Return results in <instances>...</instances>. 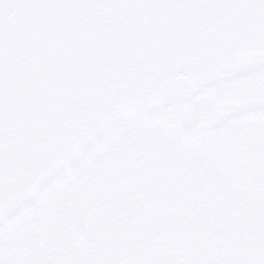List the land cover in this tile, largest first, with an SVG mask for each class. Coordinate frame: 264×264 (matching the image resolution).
Segmentation results:
<instances>
[{
    "label": "water",
    "instance_id": "95a60500",
    "mask_svg": "<svg viewBox=\"0 0 264 264\" xmlns=\"http://www.w3.org/2000/svg\"><path fill=\"white\" fill-rule=\"evenodd\" d=\"M259 69L264 0H0V223L121 121Z\"/></svg>",
    "mask_w": 264,
    "mask_h": 264
},
{
    "label": "rangeland",
    "instance_id": "374dc122",
    "mask_svg": "<svg viewBox=\"0 0 264 264\" xmlns=\"http://www.w3.org/2000/svg\"><path fill=\"white\" fill-rule=\"evenodd\" d=\"M200 100L204 103H198ZM207 119L212 124L201 126ZM119 126L123 128L119 140L125 138L114 166L111 161L116 143L112 138L118 128L86 147L76 163L55 175L31 202L5 219L10 227L20 217L16 232L19 249L30 220L35 235L48 225L63 193L53 190L64 177L73 178L64 191L65 208L68 213L77 212L80 173L94 165L97 155H104L105 177L98 187L106 189L105 213L106 220H114L109 241L114 249L105 251L100 264H130L139 250L153 251L171 235L197 237V233L202 234V241L207 234L209 239L214 237L220 248L212 251L228 252V264H258L262 251L255 255L256 243L239 229L244 223L252 224L254 213L264 211V164H255L257 146L264 147V69L219 82L198 91L187 103H174L124 120ZM142 139L147 141L145 155L139 145ZM210 182L196 207L200 203L204 208L203 201L208 198L215 210L204 216L195 210L187 217L170 216L186 209L199 186ZM86 216H79L77 224Z\"/></svg>",
    "mask_w": 264,
    "mask_h": 264
},
{
    "label": "flooded vegetation",
    "instance_id": "af4514ba",
    "mask_svg": "<svg viewBox=\"0 0 264 264\" xmlns=\"http://www.w3.org/2000/svg\"><path fill=\"white\" fill-rule=\"evenodd\" d=\"M198 103L202 104L204 103V101L200 100L198 101ZM173 104L174 103L168 104L166 106H163L162 108L170 107ZM233 109L236 110L237 108L233 107ZM169 121H173V119L169 118ZM121 122L105 132L106 134L110 130L114 131L115 128H118L117 134L112 138V143H116L115 151L112 155V166L115 165L117 157L124 143L123 139L125 137L119 140V137L123 133V128L119 126ZM201 123L200 124L202 126L203 124H212V121L207 119L202 121ZM201 126L199 125L198 131ZM146 143L147 141L143 142V139L139 141L142 155H145L146 151L144 149V146ZM152 152L153 151H149L148 154ZM104 158H106L104 155H97L96 159H94L95 161L93 160L94 165L88 166L86 169H83L81 171V184L79 189L77 190L78 201L76 205V213H68L67 208H65L64 191L66 190V186L69 181L73 179L72 176H70L69 178L64 177L61 182L58 183V185L55 187V190L53 191L57 192L61 189L63 193L60 194V197L58 198V202L52 211V215L48 225H46L45 229H42L35 235L33 221L30 220L24 234V243L21 249H19L18 236H16V232L19 229L18 222L20 217H18L16 222L12 223L10 227L7 226L6 223H4L5 220L0 223V264L20 263L26 235L31 224V243L26 264L102 263L106 256L105 251H109L110 248L114 249V246L112 247L109 242L114 234L113 229H111L114 220H110L109 218L106 220V189L104 188V186L98 187L99 183L105 177L106 168L103 164ZM67 170L68 169L60 173H63ZM60 173L56 175H60ZM54 177L55 175L50 180V182L53 181ZM197 191L198 189L196 190L194 196L190 199V202L196 196ZM204 200V208H201L200 203L197 205V207L195 205L193 208L196 213L197 211L199 212L198 216H204L208 213V211L215 210L211 207L212 199L209 200L208 198H206ZM101 206L102 212L89 228V231L84 240L77 246L73 247L74 241L80 236L86 223L100 209ZM193 210L191 211V213L193 212ZM19 211L20 210H17V212L15 213H18ZM15 213L12 215H15ZM84 213H87V216L83 219L82 222L77 224V218ZM241 228L242 229H239L241 233L251 237L256 243L255 245H253V247L256 249L255 255L258 254L257 251H262L260 255H258L257 260L258 264H264V211L254 213L252 216V224L245 225L244 223L241 225ZM211 232L212 230L209 231V233ZM101 234H107L106 236H104L106 238L102 237ZM196 236L197 237H175L171 235L170 238L165 241V244L163 246L158 247L153 251L144 253L143 251H141L142 249L139 250V253H137L134 257V262L130 264H228L231 262V257L227 255L228 252L222 254L220 253V251H218L220 247L219 244H216L212 239L214 237H211V239H209V234H207V238L202 241L200 239L202 236L201 233H197ZM119 247L122 246L119 245L118 248ZM216 247H218V250L212 251L213 248ZM120 254L121 253H119V255ZM107 264L117 263H110L108 261ZM237 264H242V262L238 261Z\"/></svg>",
    "mask_w": 264,
    "mask_h": 264
},
{
    "label": "crops",
    "instance_id": "0c3cea01",
    "mask_svg": "<svg viewBox=\"0 0 264 264\" xmlns=\"http://www.w3.org/2000/svg\"><path fill=\"white\" fill-rule=\"evenodd\" d=\"M261 141V140H260ZM257 150H259V151H257ZM257 150L255 151V153H256V156H255V164L257 165V166H259V163H263L264 164V147L263 146H261V145H258L257 146Z\"/></svg>",
    "mask_w": 264,
    "mask_h": 264
},
{
    "label": "trees",
    "instance_id": "16d2710c",
    "mask_svg": "<svg viewBox=\"0 0 264 264\" xmlns=\"http://www.w3.org/2000/svg\"><path fill=\"white\" fill-rule=\"evenodd\" d=\"M215 123V122H214Z\"/></svg>",
    "mask_w": 264,
    "mask_h": 264
}]
</instances>
